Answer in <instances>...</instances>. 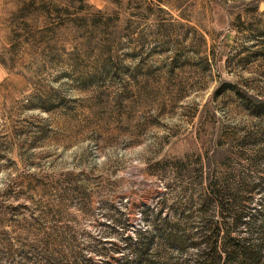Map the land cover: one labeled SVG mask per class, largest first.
I'll list each match as a JSON object with an SVG mask.
<instances>
[{
    "label": "rangeland",
    "instance_id": "1",
    "mask_svg": "<svg viewBox=\"0 0 264 264\" xmlns=\"http://www.w3.org/2000/svg\"><path fill=\"white\" fill-rule=\"evenodd\" d=\"M230 240L264 264V0H0V264Z\"/></svg>",
    "mask_w": 264,
    "mask_h": 264
},
{
    "label": "trees",
    "instance_id": "2",
    "mask_svg": "<svg viewBox=\"0 0 264 264\" xmlns=\"http://www.w3.org/2000/svg\"><path fill=\"white\" fill-rule=\"evenodd\" d=\"M229 240V238H228ZM228 241L233 251L229 252L230 262L233 264H259L261 260L260 251L255 246ZM209 253L199 260L197 264H229L221 262V255L216 251L215 242L210 243ZM241 244V245H240Z\"/></svg>",
    "mask_w": 264,
    "mask_h": 264
},
{
    "label": "water",
    "instance_id": "3",
    "mask_svg": "<svg viewBox=\"0 0 264 264\" xmlns=\"http://www.w3.org/2000/svg\"><path fill=\"white\" fill-rule=\"evenodd\" d=\"M262 7H263V5H262Z\"/></svg>",
    "mask_w": 264,
    "mask_h": 264
}]
</instances>
